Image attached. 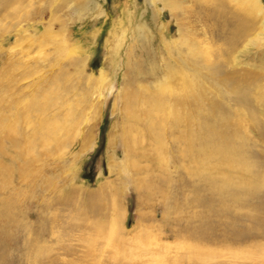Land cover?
<instances>
[{"label":"rangeland","instance_id":"374dc122","mask_svg":"<svg viewBox=\"0 0 264 264\" xmlns=\"http://www.w3.org/2000/svg\"><path fill=\"white\" fill-rule=\"evenodd\" d=\"M245 4L0 0V264H190L178 241L202 240L164 235L193 231L264 252V0Z\"/></svg>","mask_w":264,"mask_h":264},{"label":"bare ground","instance_id":"6f19581e","mask_svg":"<svg viewBox=\"0 0 264 264\" xmlns=\"http://www.w3.org/2000/svg\"><path fill=\"white\" fill-rule=\"evenodd\" d=\"M247 0H240V3L241 4H245ZM246 5V4H245ZM253 5H255V2L253 1ZM243 34V33H242ZM241 34V35H242ZM196 55V54H195ZM172 72V71H171ZM185 75V74H184ZM173 79V78H172ZM185 80V79H184ZM187 80V79H186ZM189 80V79H188ZM172 86V85H171ZM172 88V87H170ZM174 90V89H173ZM172 90V91H173ZM171 92V91H170ZM172 94V93H170ZM175 95V94H173ZM155 98H153L152 100H154ZM182 99V98H181ZM166 100V99H165ZM156 101V100H155ZM160 99H157V102L155 103V107L154 109L155 110H159L161 112H165V113H168L167 109L168 108H165L167 105ZM181 101V100H180ZM154 103V102H153ZM170 105V104H169ZM154 106V105H153ZM152 106V107H153ZM173 106V105H172ZM172 110H175V108H171ZM170 110V112L172 111ZM172 114V113H171ZM175 114V113H174ZM177 114V113H176ZM163 115V114H162ZM166 116V115H165ZM175 116V115H174ZM210 116V115H209ZM154 117V116H153ZM188 118V117H187ZM157 120V119H156ZM172 120H173V117H172ZM177 120V118H176ZM234 120V119H233ZM175 121V120H173ZM179 121V120H177ZM178 123V122H177ZM179 126V125H178ZM206 126V125H205ZM209 127V126H208ZM213 127V126H212ZM223 135V134H222ZM182 136V135H181ZM184 136V135H183ZM182 136V137H183ZM188 136V135H187ZM206 138V137H205ZM190 139V138H189ZM188 139V140H189ZM186 140V139H185ZM188 142V141H187ZM190 143V141H189ZM195 144V143H194ZM190 145H192V143H190ZM193 146V145H192ZM189 147V146H188ZM214 147V146H213ZM203 148V147H202ZM190 150V149H189ZM210 150V148H209ZM204 151V149H203ZM202 151V152H203ZM206 152V151H205ZM229 152V151H228ZM198 153V151H197ZM209 153V152H208ZM212 153V152H211ZM210 154V153H209ZM228 154V153H227ZM194 157V156H193ZM210 158L211 155H209ZM210 158H207V155L205 156V158H203L201 161L203 163V165H201L202 167H206L207 166V162L208 161L207 159H210ZM195 160V159H194ZM225 163L226 164H230L229 161L227 159H223V162L222 163ZM237 186V185H236ZM2 203V202H1ZM194 232V231H193ZM193 232H189V234H182L180 232H172L171 235H164L165 237H174L175 239L179 240L181 238H188L190 236L192 237H196L199 240H214L216 239L218 242L215 244L213 241V243L209 242V244H202V242H198V243H187V242H184V239L182 241H178V242H182V245H186L188 244V247L189 249L191 250L192 252V255L191 257L189 258L190 259V264H243L244 262L245 263H248V264H264V252L263 253H259L257 252L256 253H248L247 254H243L241 253L240 251H237V250H233L231 249V247H235L233 244H230V245H225L226 243H223L225 240H233V239H243L245 237V239H248V238H253V237H256L257 235L253 234V233H249V234H246L244 237L239 235V234H236V233H231V232H227V231H220V232H208V233H193ZM139 236V235H138ZM151 236V235H150ZM121 237H123V235L121 234ZM154 237V236H153ZM161 238H163V236L161 235L160 236ZM159 237H157L158 239ZM154 239V238H153ZM194 239V238H193ZM206 240V241H207ZM244 240V239H243ZM242 240V241H243ZM223 241V242H222ZM238 241V240H237ZM245 241V240H244ZM222 242V243H221ZM142 243V242H141ZM156 244H159L157 241H156ZM163 244V243H162ZM151 245V244H150ZM179 245V244H178ZM181 245V244H180ZM181 245V246H182ZM160 246V244H159ZM216 246V247H215ZM171 247V246H170ZM179 247V246H178ZM165 248H169V245H166ZM240 248V247H239ZM226 249H231L230 251V257L233 258L231 260H227L226 258L225 259H222L223 257L226 256L227 254V250ZM246 249V248H245ZM243 254V255H242ZM252 254V255H250ZM242 255V256H240ZM223 256V257H222ZM219 257H222L221 259H219ZM240 257H243V258H248V260L246 261H239V258Z\"/></svg>","mask_w":264,"mask_h":264}]
</instances>
